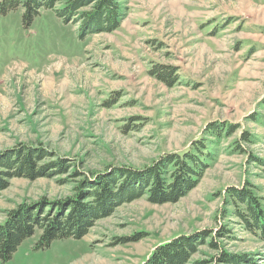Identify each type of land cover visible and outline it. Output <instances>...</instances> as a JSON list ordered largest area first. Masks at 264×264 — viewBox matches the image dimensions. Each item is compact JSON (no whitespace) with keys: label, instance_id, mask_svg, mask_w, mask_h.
Wrapping results in <instances>:
<instances>
[{"label":"rangeland","instance_id":"374dc122","mask_svg":"<svg viewBox=\"0 0 264 264\" xmlns=\"http://www.w3.org/2000/svg\"><path fill=\"white\" fill-rule=\"evenodd\" d=\"M72 2L83 8L65 24L55 10ZM119 3L120 27L86 37L79 27L93 0H59L30 28L22 9L0 15V162L29 147L45 174L7 178L0 225L24 207L59 219L78 196L85 220L93 183L117 169L147 171L197 141L212 143L214 160L175 202H129L125 190L83 238L36 249L37 231L0 264H143L181 235L205 238L190 264H217L223 252L264 264V241L233 216L226 192L247 187L264 207V0ZM209 125L225 132L210 137Z\"/></svg>","mask_w":264,"mask_h":264},{"label":"trees","instance_id":"16d2710c","mask_svg":"<svg viewBox=\"0 0 264 264\" xmlns=\"http://www.w3.org/2000/svg\"><path fill=\"white\" fill-rule=\"evenodd\" d=\"M93 1L95 2L93 11L86 13L81 19L79 30L82 37L97 34L95 30H92L97 27L102 32L114 31L120 27L123 18V8L119 0ZM58 3L59 0H0V15L22 9L23 24L26 28H30L42 10L54 11ZM81 8L83 7L80 2H72L55 10V13L67 24L75 21L73 18ZM157 75L161 81L168 82L173 72L161 70L157 72ZM174 82L175 80H172V83L169 81V84L173 85ZM223 131L225 132V129L222 128L220 132L218 126L209 125L206 133L210 137L220 138ZM226 132L228 135L235 133V126H229ZM242 139L248 143L252 142L251 137L246 133ZM211 145V142L206 145V142L197 141L191 149L183 153L167 155L147 171L130 168L111 171L90 186L92 190L89 189L86 195L90 197L91 202L85 205L89 208L90 216L85 220L82 219V214H75V210L79 212L81 209L80 196L77 201H73L71 206L67 207L68 213H64L59 219L56 216L52 219L42 217L44 214L39 208L33 210H29L30 207L21 208V212L13 213L10 222L0 225V261L11 260L19 247L27 239L32 238L37 231H41L42 234L36 243V249H45L56 240L83 238L92 227L94 220L105 211L112 198L119 199V195L125 190L129 202L144 196H148V200L155 204L175 202L196 187L205 170L214 160V155L209 150ZM239 149L242 150V148ZM42 157L43 155H39V152L27 147L17 149L14 156L1 161L0 189L7 178L38 179L41 175H45L43 166L40 167L39 164L43 160ZM137 181L141 182V187L138 189H136ZM226 192L230 199L228 205L234 207L233 216L240 219L247 231L264 241V207L261 200L247 187L240 190L229 189ZM227 234V230H221L217 235L226 237ZM213 235L215 233H211L208 237ZM203 239H205L203 235L198 238L188 235L178 236L160 245L143 264H190L191 255ZM211 245L218 248L215 243ZM215 260L217 264L255 263L254 260H248L246 256L225 252L217 256Z\"/></svg>","mask_w":264,"mask_h":264}]
</instances>
